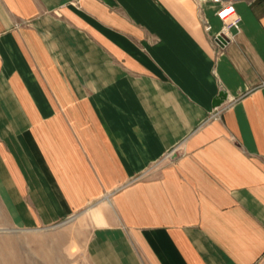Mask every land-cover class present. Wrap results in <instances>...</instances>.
Masks as SVG:
<instances>
[{
  "label": "crops",
  "instance_id": "0c3cea01",
  "mask_svg": "<svg viewBox=\"0 0 264 264\" xmlns=\"http://www.w3.org/2000/svg\"><path fill=\"white\" fill-rule=\"evenodd\" d=\"M235 7L219 45L211 1L0 0L15 224L83 219L89 264H264V0Z\"/></svg>",
  "mask_w": 264,
  "mask_h": 264
},
{
  "label": "rangeland",
  "instance_id": "374dc122",
  "mask_svg": "<svg viewBox=\"0 0 264 264\" xmlns=\"http://www.w3.org/2000/svg\"><path fill=\"white\" fill-rule=\"evenodd\" d=\"M13 216L0 204V264H89L83 219L30 230Z\"/></svg>",
  "mask_w": 264,
  "mask_h": 264
},
{
  "label": "built area",
  "instance_id": "2783aa9c",
  "mask_svg": "<svg viewBox=\"0 0 264 264\" xmlns=\"http://www.w3.org/2000/svg\"><path fill=\"white\" fill-rule=\"evenodd\" d=\"M211 1L217 4H220V8L217 11V17L224 23L222 31L214 36V40L219 45H224L223 36H227L228 31L231 28H237L240 24V17L237 15V10L235 7L236 0H204ZM212 29L211 25L206 23V30L210 31ZM228 37V36H227ZM218 110V108H216ZM221 111H217L213 116L218 117Z\"/></svg>",
  "mask_w": 264,
  "mask_h": 264
},
{
  "label": "water",
  "instance_id": "95a60500",
  "mask_svg": "<svg viewBox=\"0 0 264 264\" xmlns=\"http://www.w3.org/2000/svg\"><path fill=\"white\" fill-rule=\"evenodd\" d=\"M223 37H224V39H225L224 41L226 42V40H227V37H225V36H223ZM221 103H223V102L221 101V102L217 103L215 107H218V106H220V105H221Z\"/></svg>",
  "mask_w": 264,
  "mask_h": 264
},
{
  "label": "bare ground",
  "instance_id": "6f19581e",
  "mask_svg": "<svg viewBox=\"0 0 264 264\" xmlns=\"http://www.w3.org/2000/svg\"><path fill=\"white\" fill-rule=\"evenodd\" d=\"M226 37V36H225Z\"/></svg>",
  "mask_w": 264,
  "mask_h": 264
}]
</instances>
